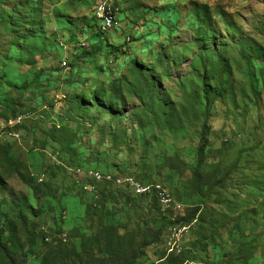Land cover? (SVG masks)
<instances>
[{
  "label": "rangeland",
  "instance_id": "374dc122",
  "mask_svg": "<svg viewBox=\"0 0 264 264\" xmlns=\"http://www.w3.org/2000/svg\"><path fill=\"white\" fill-rule=\"evenodd\" d=\"M0 229L14 264H264V0H0Z\"/></svg>",
  "mask_w": 264,
  "mask_h": 264
},
{
  "label": "built area",
  "instance_id": "2783aa9c",
  "mask_svg": "<svg viewBox=\"0 0 264 264\" xmlns=\"http://www.w3.org/2000/svg\"><path fill=\"white\" fill-rule=\"evenodd\" d=\"M102 8L101 11H99V16L101 17L102 23H101V29L103 31L111 30L116 25L117 20V13L116 9L113 5L107 6V5H100ZM91 175H93L96 179H106V181L114 182V177H112L110 174L105 175L101 171L98 170H92L90 172ZM117 183H120V180H117ZM152 187H141L138 186L137 190H141V194H146L149 191H151ZM156 191L158 193V197L161 202L168 204L170 202L169 196L164 193L162 188L157 185Z\"/></svg>",
  "mask_w": 264,
  "mask_h": 264
},
{
  "label": "trees",
  "instance_id": "16d2710c",
  "mask_svg": "<svg viewBox=\"0 0 264 264\" xmlns=\"http://www.w3.org/2000/svg\"><path fill=\"white\" fill-rule=\"evenodd\" d=\"M208 10H209V8L207 6H202V8L200 9L199 15H201V14H203V15L207 14L208 15ZM207 15H205V16H207ZM207 35H209V34L207 33ZM242 43H243V41H242ZM199 152H201V153L203 152L202 146L199 147ZM107 182H111V181H107ZM196 215H197V213L191 214L187 220V223L188 224L193 223V221H195V219H196ZM2 236H3L2 230L0 229V251L4 254V256L7 259V261L9 262V264L17 263L16 253L13 250H11V248L7 245L6 242L2 241ZM78 256L81 257V255H79L77 252L74 253V258H77ZM73 260H75V259H73ZM122 262H124V261H117L116 262L115 260L111 259V260H106L105 264H122Z\"/></svg>",
  "mask_w": 264,
  "mask_h": 264
},
{
  "label": "clouds",
  "instance_id": "9594fccd",
  "mask_svg": "<svg viewBox=\"0 0 264 264\" xmlns=\"http://www.w3.org/2000/svg\"><path fill=\"white\" fill-rule=\"evenodd\" d=\"M114 6V8H115V5H113ZM116 9V8H115ZM116 13H117V11H116Z\"/></svg>",
  "mask_w": 264,
  "mask_h": 264
}]
</instances>
